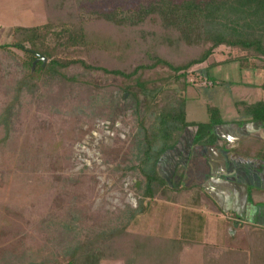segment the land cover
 Returning <instances> with one entry per match:
<instances>
[{"label": "rangeland", "instance_id": "374dc122", "mask_svg": "<svg viewBox=\"0 0 264 264\" xmlns=\"http://www.w3.org/2000/svg\"><path fill=\"white\" fill-rule=\"evenodd\" d=\"M153 1L82 0L79 8L85 18L96 19L119 8L123 16L138 19ZM47 20L45 0H0V43L8 41L14 26L34 27ZM242 54L220 46L207 62L190 70L193 85L186 93L189 121H206V104L212 103L221 109L226 121L235 123L242 118L236 114L235 100L264 99V70H241L234 59ZM21 56L23 52L18 50L15 54L0 50V264L52 260L82 242L119 229L159 237L156 250L152 241L145 250L132 248L136 239H129L124 251L132 254L133 264H147L144 258L149 264H204L209 247H216L212 250L215 264H250L244 259L248 252L232 257L228 252L229 244L238 246L241 238L231 236L235 232L230 212L222 208L228 203L218 192L214 200L222 212L194 186L155 201L152 215L132 218L144 187L143 177L131 169L137 165L134 138L138 119L128 94L115 89L114 79L75 67L69 76L93 80L91 86L81 81L61 86L48 82L30 91L27 83L35 72L24 67ZM151 122V118L146 119L147 125ZM194 132L189 127L178 148L167 152L158 164L159 174L171 187H185L193 181L203 185L215 172L210 165L213 161L206 159L215 155L216 149H194ZM220 134L232 145L238 141L237 133ZM223 184L229 185L228 181ZM190 211L205 215L202 242L169 254L167 239L172 238L175 223L180 228L184 214ZM98 245L88 249L99 252ZM161 245L169 258L161 254ZM261 258L258 255L253 261L261 263ZM125 259V254H118L117 258L103 257L100 264H125Z\"/></svg>", "mask_w": 264, "mask_h": 264}, {"label": "trees", "instance_id": "16d2710c", "mask_svg": "<svg viewBox=\"0 0 264 264\" xmlns=\"http://www.w3.org/2000/svg\"><path fill=\"white\" fill-rule=\"evenodd\" d=\"M81 1L45 0L47 22L34 27H12L8 41L0 43V50L10 54H15V50L23 52L24 57L20 60L24 67L35 72L33 80L27 83L30 91L48 82L51 86H61L81 81L91 86L93 80L82 81L76 75L69 76L77 67L84 73L114 79L115 89L128 94L138 119L134 138L137 165L131 169L138 171L144 179L139 206L133 209V219L139 215H152L157 207L155 201L169 199L172 191L181 192L194 186L200 193H206L205 197L222 212L201 183L193 181L185 187L169 186L159 174L158 164L167 152L178 148L189 127L195 129L194 149L226 148L215 128L234 122L226 121L218 106L206 104V121L188 120L186 93L193 85L189 80L190 70L207 62L220 46L243 53L234 59L241 70H264V0H154L142 9L138 19L123 16L125 13L119 8L96 19L85 18L79 8ZM209 78L216 82L215 78ZM234 106L236 114L242 117L235 121L239 126L246 122L264 124L263 98L253 102L235 100ZM147 118L152 119L150 125L146 124ZM230 150L233 154L264 161L263 139L248 138ZM247 200L254 205H264V189L249 186ZM196 212L184 214L180 228L175 223L173 236L167 239L171 249L169 254L174 249L178 254L183 247L202 242L206 218ZM229 214L235 232L230 235L241 238L238 246L229 244L230 256L248 252L245 262L264 264V225L246 221L235 212ZM122 230L108 236L98 235L93 241L82 242L52 260L29 264H100L103 257L117 258L118 254H125V264H133L132 254L124 251L131 238L137 240L131 241L132 248L137 246L145 250L151 244L148 241H152L156 250L158 244L155 242L159 237L128 234ZM113 243L118 247L114 249ZM97 244L99 252L88 249L89 246L97 248ZM160 248L161 254L169 258L164 246ZM215 248L205 250L204 264H215L212 251ZM258 255L262 256L261 263L253 261ZM144 262L149 264L147 258ZM135 264L141 263L136 261Z\"/></svg>", "mask_w": 264, "mask_h": 264}, {"label": "crops", "instance_id": "0c3cea01", "mask_svg": "<svg viewBox=\"0 0 264 264\" xmlns=\"http://www.w3.org/2000/svg\"><path fill=\"white\" fill-rule=\"evenodd\" d=\"M215 131L224 141L227 137L220 133L226 134L229 131L230 133H237L239 137L238 141H235V145H232L230 139L227 138L228 146L226 148H212L216 151L215 155L210 157L209 160L202 156L208 163L213 161L214 164L210 165L213 167V172L215 171L202 186L207 192L213 194L211 196L213 199H217L215 192L223 195L225 202L228 203L226 207H222L226 213L235 212L246 221L264 225V205H254L247 200L249 186L264 189V161L231 154L229 151L231 148L238 146L243 139L250 136L261 137L264 140V124L246 122L244 125L239 126L236 123H228L217 126ZM208 149L211 148L208 147ZM226 181L229 183L228 186L223 184Z\"/></svg>", "mask_w": 264, "mask_h": 264}, {"label": "water", "instance_id": "95a60500", "mask_svg": "<svg viewBox=\"0 0 264 264\" xmlns=\"http://www.w3.org/2000/svg\"><path fill=\"white\" fill-rule=\"evenodd\" d=\"M139 184H140V183L138 182V183H137V188H139Z\"/></svg>", "mask_w": 264, "mask_h": 264}]
</instances>
